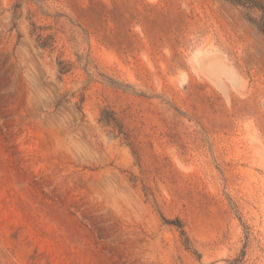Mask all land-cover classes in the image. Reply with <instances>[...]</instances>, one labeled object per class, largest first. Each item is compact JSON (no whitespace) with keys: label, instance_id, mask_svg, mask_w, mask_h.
Segmentation results:
<instances>
[{"label":"rangeland","instance_id":"obj_1","mask_svg":"<svg viewBox=\"0 0 264 264\" xmlns=\"http://www.w3.org/2000/svg\"><path fill=\"white\" fill-rule=\"evenodd\" d=\"M0 0V264H264V0Z\"/></svg>","mask_w":264,"mask_h":264},{"label":"trees","instance_id":"obj_2","mask_svg":"<svg viewBox=\"0 0 264 264\" xmlns=\"http://www.w3.org/2000/svg\"><path fill=\"white\" fill-rule=\"evenodd\" d=\"M255 2H257V1L252 0V1H251V4H256ZM262 8H264V7H262Z\"/></svg>","mask_w":264,"mask_h":264}]
</instances>
